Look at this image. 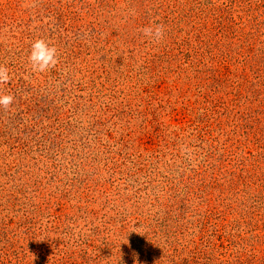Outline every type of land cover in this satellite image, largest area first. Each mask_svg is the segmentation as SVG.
Instances as JSON below:
<instances>
[{
    "label": "rangeland",
    "instance_id": "1",
    "mask_svg": "<svg viewBox=\"0 0 264 264\" xmlns=\"http://www.w3.org/2000/svg\"><path fill=\"white\" fill-rule=\"evenodd\" d=\"M0 67V264H264V0H0Z\"/></svg>",
    "mask_w": 264,
    "mask_h": 264
},
{
    "label": "clouds",
    "instance_id": "2",
    "mask_svg": "<svg viewBox=\"0 0 264 264\" xmlns=\"http://www.w3.org/2000/svg\"><path fill=\"white\" fill-rule=\"evenodd\" d=\"M143 31L145 35H153L152 28H145ZM155 36L158 39L162 38V26L158 25L155 28ZM29 59L34 71L45 72L50 68L55 67L57 63V49L55 47H50L49 44L42 39L37 40L32 45V53ZM8 79L7 69L0 67V83L6 82ZM12 102L13 97L11 95L0 96V105L7 107Z\"/></svg>",
    "mask_w": 264,
    "mask_h": 264
}]
</instances>
